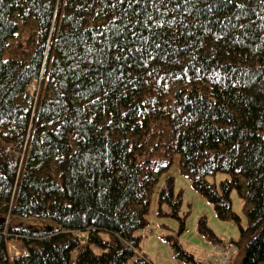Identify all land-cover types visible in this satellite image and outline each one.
<instances>
[{"label": "trees", "instance_id": "obj_1", "mask_svg": "<svg viewBox=\"0 0 264 264\" xmlns=\"http://www.w3.org/2000/svg\"><path fill=\"white\" fill-rule=\"evenodd\" d=\"M175 154L237 224L230 264L264 263V0H0V264H151L136 232Z\"/></svg>", "mask_w": 264, "mask_h": 264}, {"label": "rangeland", "instance_id": "obj_2", "mask_svg": "<svg viewBox=\"0 0 264 264\" xmlns=\"http://www.w3.org/2000/svg\"><path fill=\"white\" fill-rule=\"evenodd\" d=\"M28 88L33 90L35 83L30 84ZM40 92L41 85L38 87V96ZM168 177L173 178L174 196L180 195L181 197L178 211V217L181 220L169 215L171 208L166 204L161 206L164 215H158L159 190L165 185ZM225 179H228V176L223 173H217L207 178L208 182L216 185ZM230 200L232 212L240 217V224L244 227L247 220L243 213V202L236 191L231 192ZM146 217L149 221V226L144 230L137 231L136 235L140 237V252L151 264H192L187 260L185 255L178 254L174 244L178 245L187 254H191L195 261H200L205 255L209 254L212 244L209 238L198 229V222L201 219L206 221V226L223 243L236 240L239 235L237 224L232 221L219 219L216 216L213 205L192 188L189 178L179 170L177 154L172 157L169 168L158 177L151 194ZM15 222H26L40 227L44 226L43 228H47V226L54 227V224L49 220L33 219L23 221L15 219ZM99 236L103 241H108L110 238L109 234L105 232H100ZM15 246V250L13 246H10V249L14 250L13 252L9 250L10 256L12 257L22 253L19 249L21 248L19 243H15ZM91 248L95 253H99L96 247L91 246ZM233 249L236 251L235 247ZM233 249L231 250L230 262L236 259V252ZM75 255L76 253L72 252V260L75 259Z\"/></svg>", "mask_w": 264, "mask_h": 264}, {"label": "built area", "instance_id": "obj_3", "mask_svg": "<svg viewBox=\"0 0 264 264\" xmlns=\"http://www.w3.org/2000/svg\"><path fill=\"white\" fill-rule=\"evenodd\" d=\"M35 83V88L33 90H30L28 87L30 86V84ZM27 87V92L29 93V95L31 97L36 98L37 95V91H38V87H39V83L38 80H33L31 81ZM6 151H9V148H6ZM11 243H8V252L10 250V252H13L16 249L15 246V241H10ZM10 246L14 247V250L10 249ZM233 248L226 244V243H216V244H212V248L209 254L205 255L201 264H230V255H231V250ZM10 255V253H9ZM19 255H14L13 257H16ZM12 257V256H10Z\"/></svg>", "mask_w": 264, "mask_h": 264}, {"label": "crops", "instance_id": "obj_4", "mask_svg": "<svg viewBox=\"0 0 264 264\" xmlns=\"http://www.w3.org/2000/svg\"><path fill=\"white\" fill-rule=\"evenodd\" d=\"M201 261V260H200Z\"/></svg>", "mask_w": 264, "mask_h": 264}]
</instances>
